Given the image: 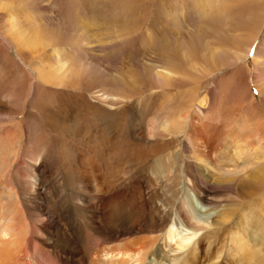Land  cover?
Listing matches in <instances>:
<instances>
[{"label": "rangeland", "instance_id": "374dc122", "mask_svg": "<svg viewBox=\"0 0 264 264\" xmlns=\"http://www.w3.org/2000/svg\"><path fill=\"white\" fill-rule=\"evenodd\" d=\"M184 1L29 0L33 14L47 17L30 27L31 49L17 51L0 38V206L14 200L22 213L16 234L0 226L1 238L12 235L0 247L15 257L5 250L0 260L55 264L57 255L25 246L34 226L36 246L69 238L63 264H88L85 255L93 259L96 253L98 264H127L123 248L136 236L160 239L157 248L165 264L173 253L177 264H264V154L253 157L264 144V16L258 22L256 12L264 0H205L199 11L189 10ZM255 3L260 7L247 15L244 8ZM13 9L0 10V24L15 16ZM255 24L253 49L246 46L240 54L242 85L241 71L230 63L234 58L213 57L222 42L213 45L212 55L208 44L213 28H227L226 38L241 36L244 47ZM59 47L64 48L61 68L51 57ZM164 121L175 131L163 137ZM192 125L195 132L189 133ZM102 143L98 159L82 161L84 172L80 153ZM214 153L236 166L225 167L234 175L230 182L213 180L210 173L220 167ZM92 178L104 191L93 190ZM240 181L260 186L242 187L241 199ZM33 182L35 191L29 188ZM133 185L139 191L135 195ZM6 186H12L8 193ZM188 189L203 199L208 224L172 252L168 247L174 243L161 247L162 236L172 224L180 231L178 207ZM42 217L50 218L36 220ZM106 222L133 226L113 236L104 230ZM241 241L245 246L237 250Z\"/></svg>", "mask_w": 264, "mask_h": 264}, {"label": "bare ground", "instance_id": "6f19581e", "mask_svg": "<svg viewBox=\"0 0 264 264\" xmlns=\"http://www.w3.org/2000/svg\"><path fill=\"white\" fill-rule=\"evenodd\" d=\"M203 1H205V0H185L184 2H187V6H188V9L189 10H191V11H199V4L200 3H203ZM206 1H208V2H210V4H213V3H215L217 0H206ZM28 2H29V0H28ZM98 3V2H97ZM101 3H103L104 4V2H101ZM136 4H137V2H135ZM99 4H100V2H99ZM98 4V5H99ZM186 4V3H185ZM100 6V5H99ZM181 6V5H180ZM49 7V6H48ZM257 7H260V4H257V3H255L254 5H252V7L251 6H248V8H244V10H246V14L248 15L251 11H252V9H254V8H257ZM0 10H1V12H2V9H4L5 8V6H4V4L0 1ZM65 8V7H64ZM182 8V7H181ZM49 9V8H48ZM164 5L161 7V9L160 10H162V11H164ZM33 10V9H32ZM64 10H66V9H64ZM181 10H183V9H181ZM180 11V10H179ZM0 12V13H1ZM26 12H29L30 13V18L27 20L26 18H24V16H22V18H20V19H7L6 20V26H4V25H2V24H0V29L6 34V36L14 43V45H15V47H16V49H17V51H25V50H30L31 49V47H32V45L34 44L33 43V41H32V37L29 35V28L33 25V22L35 21V18H34V14H33V12L31 11V8L30 9H27L26 10ZM187 11L186 10H184V13H186ZM256 12H258V17H259V20H258V22L259 21H261L260 19H262V17L264 16V4H263V7L262 8H260V10H257ZM179 13V12H178ZM257 14V13H256ZM2 15V14H1ZM4 15V14H3ZM50 16V15H49ZM39 17H42V20H46L47 19V17H43V16H39ZM179 17V15H176V18H178ZM2 19H4V18H2ZM246 21H247V18H245L240 24H238L239 26H238V28H237V30L239 31V30H241L242 29V26H244V25H246ZM23 25H25L26 26V28H27V32H28V34H26V35H24V37L22 38V39H20L19 38V30L22 28V26ZM258 24H255V26H254V30L252 31V33H251V36H250V38H249V40H248V42H247V45L245 44L244 45V47H242V43H240L241 42V39H239V38H242L241 36H238V35H235V36H233L232 38H229V36H228V38H226V29H223V30H221V31H218L217 30V28H213L212 29V33L214 34L213 36H212V38H211V42L208 44V45H211V47H209L210 49H208V51L210 52L211 50H214L212 47H213V45L215 44V43H217V42H222V46L221 47H217V48H215L216 50L215 51H212V53H213V57H218L219 58V56L220 55H223V57H220V60H224V58H226V59H231V58H234V61L233 62H230L229 60H226L227 62H230V63H232V64H237V67H238V69L241 71V79H240V81H238L240 84H242V85H246V80L244 79V76H243V74H242V71H243V65L241 64V60H242V55L240 56V54L242 53V51L244 50V48H246V46L248 47V45L250 44V42L252 41V39H253V37L255 36V34L257 33L256 31H257V29H258V26H257ZM225 28V27H224ZM234 30V29H233ZM236 30V29H235ZM236 30V31H237ZM255 31V32H254ZM228 32V31H227ZM225 42V43H224ZM230 49V48H232V51L230 52V53H228V54H222V52L224 51H222V49ZM64 50V48H61V47H59L58 49H55V48H53L52 50H51V57L53 58V60H54V62H55V64H58L59 66H60V68L64 65V61L60 58V54H61V52H59V51H63ZM221 52L220 54L218 53V55H217V53L216 52ZM256 52V51H255ZM211 53V52H210ZM209 53V54H210ZM212 53H211V55H212ZM246 54V53H245ZM213 59V58H212ZM211 59V60H212ZM215 59V58H214ZM214 61V60H213ZM221 62V61H220ZM215 63H216V61H215ZM218 63H219V60H218ZM222 63V62H221ZM220 64V63H219ZM224 64V63H223ZM230 65V64H229ZM254 65H255V67L254 68H257L258 67V65H260V62H259V60H258V55L257 54H255V56H254ZM216 66V65H215ZM222 67H224V66H222ZM229 67V66H228ZM236 67V66H235ZM216 68V67H215ZM234 68V67H233ZM217 69V68H216ZM236 69V68H235ZM229 72V71H228ZM233 72H234V70H233ZM238 72V71H237ZM230 73V72H229ZM239 73V72H238ZM232 74V73H231ZM234 74V73H233ZM232 74V75H233ZM225 75V74H224ZM226 75H227V73H226ZM235 75V74H234ZM237 75H235V77H236ZM239 76V75H238ZM243 76V77H242ZM223 77H225V76H223ZM232 78L233 77H231V80H232ZM239 78V77H238ZM226 79H227V77H226ZM225 79V80H226ZM231 80H229V81H231ZM236 80H237V77H236ZM235 80V81H236ZM219 82V81H218ZM220 83V82H219ZM232 83H234V81H232ZM238 87V86H237ZM233 88V87H232ZM239 89V88H238ZM241 89V92H244L245 90H246V88H244V89H242V88H240ZM232 90V89H231ZM246 92V91H245ZM102 94V96H103V93H101ZM247 95V94H246ZM105 97H107L106 95H105ZM251 100V99H250ZM202 100H200V101H198V104H197V107L200 109V102H201ZM108 102H110V101H108ZM253 107H254V105H253ZM165 122V121H164ZM263 125H261V127H262ZM192 128H189V133H191V130L193 131V132H195L194 131V128H193V125L191 126ZM174 126L173 125H169L168 124V121H166L165 123H161V125H160V129H161V131H163V132H165V135H163V137L164 136H166V132L168 131H171V132H174L175 130H174ZM181 127H179L178 129H180ZM159 129V130H160ZM196 129V128H195ZM213 129V128H212ZM214 130H216V129H214ZM161 131H159V132H161ZM158 132V131H157ZM170 132V133H171ZM216 132V131H215ZM263 132V131H262ZM96 134H99V132L98 133H94V138H96L97 136H96ZM159 134V133H158ZM186 134H188V132L186 133ZM264 134V133H263ZM162 135H160V136H162ZM211 135V134H210ZM232 135V134H231ZM92 137V136H91ZM158 137V136H157ZM190 137V136H189ZM229 137H230V135H229ZM88 139V138H87ZM264 140V139H263ZM87 142L86 143H88L89 141L88 140H86ZM92 141V140H91ZM204 142H206V140L204 141ZM90 143V142H89ZM207 143H210V141H207ZM106 143H102V145L100 144V145H98V144H96L95 145V147L94 148H92V149H90L88 152L86 151L85 153H84V155L82 154V153H80V159H81V164L83 163V167H84V172H87V166H86V164L84 163V162H82L83 160H85V161H89L90 159H92V158H95V159H98V156H97V149H100V150H102V148L104 147V145H105ZM262 145H260L259 147H258V149L255 151V153H254V155L255 156H253L254 157V159H258V156H259V154L261 153L262 155L264 154V144L263 143H261ZM194 146H196V145H194ZM106 148V147H105ZM193 148V147H192ZM89 149V148H88ZM188 150V149H187ZM194 150H195V148H194ZM193 150V151H194ZM123 151V150H122ZM190 151H191V149H190ZM109 152H111V153H113L112 152V150L111 151H109ZM108 152V153H109ZM120 152V151H119ZM186 152V151H185ZM192 152V151H191ZM188 153H189V151H188ZM107 154V153H106ZM149 154V153H148ZM147 154V155H148ZM84 156V157H81V156ZM214 156H215V160L217 161V165L218 166H220L219 168H217L214 172H212V173H210V174H213L212 175V178H213V180H215V182L218 184L219 182H223V183H225V182H230V180H232V176H234V175H232V173L231 172H229L228 170H226V169H228V168H225V167H229V165H231V163L232 162H230V158L229 159H227L226 157H224L223 155H220V154H217V153H214ZM100 157V156H99ZM103 157V156H102ZM110 157V156H109ZM108 157V158H109ZM136 157L137 158H141V154H140V152L137 150L136 151ZM192 158V157H191ZM263 158V157H262ZM110 159V158H109ZM252 159V158H251ZM245 160V159H244ZM4 161V160H3ZM97 162V161H96ZM99 162V161H98ZM229 162H230V164H229ZM88 163V162H87ZM245 163V162H244ZM99 164L101 165V162H99ZM97 165V164H96ZM234 165V164H233ZM233 165H231V166H233ZM91 166V165H90ZM194 166V165H193ZM203 166V165H202ZM235 166V165H234ZM83 167H81V168H83ZM94 167V166H93ZM108 167V166H107ZM190 167V166H189ZM236 167V166H235ZM259 167V166H258ZM92 169V168H91ZM97 169V168H96ZM90 170V169H89ZM100 170H101V168H100ZM99 170V171H100ZM91 171V170H90ZM90 171H88V172H90ZM194 171H195V173L197 174V175H201L202 173H201V168L198 166V165H195L194 166ZM233 172H235L234 170H232ZM104 173V172H103ZM106 173V172H105ZM92 174V173H91ZM108 174V173H107ZM10 176V175H9ZM8 176V177H9ZM91 176V175H90ZM99 178H100V176H98ZM101 177H102V175H101ZM33 178V174L31 173V179ZM251 180V179H250ZM253 180H255V179H253ZM9 181H10V179H9ZM24 181L26 182V179H24ZM24 181H22L23 182V185L24 184H26ZM27 181H29V180H27ZM11 182V181H10ZM89 183H90V186H92L93 187V190H95V191H104L103 190V187H102V185L101 184H99L98 182H96L95 181V179H90L89 180ZM102 183V182H101ZM108 183V182H107ZM29 184V183H28ZM34 184V182L33 183H31L30 184V189L33 187V186H35V185H33ZM105 184V183H104ZM110 184V183H109ZM9 185V184H8ZM11 185V184H10ZM106 185V184H105ZM13 186V185H12ZM12 186H6L7 188H6V192L8 193L9 191H10V187L12 188ZM25 187H26V185H24ZM104 186V185H103ZM114 186V185H113ZM260 185H259V183H257V182H249V183H242L241 181L239 182V185H238V189H237V196L239 197V198H241L242 199V187H246V188H248V189H252V188H257V187H259ZM136 186L135 185H133V195H135L136 193H138L139 191H137V189L135 188ZM28 189V188H27ZM29 189V190H30ZM34 189V187L32 188V190ZM261 189V188H260ZM33 191H35V190H33ZM194 192V191H193ZM192 191L190 192L189 191V189H188V192L185 194V196H184V199L182 200V201H180V204H179V207H178V213H177V221H176V223L177 224H179L180 225V227H179V229H180V231H185V232H187V233H182V232H180V231H178L176 228H174V226H173V224L172 225H169L168 227H167V229L165 230V232L163 233V236H162V238H163V243H161V247H164L165 245H166V243H167V245L170 243H174V248L172 247V249L170 248V247H168V249H170L172 252H175L176 250H178V249H180V248H182L185 244H187L186 242L187 241H189V239H191V237L193 236V235H195V233L198 231V230H200V229H205L207 226V222H205V220H207V219H205V220H203L204 218H207V217H209V216H207V215H209L208 213H204L203 215H202V211H206V209H205V205L202 203L203 202V199L202 198H200L199 196H198V194H195V192L193 193ZM241 192V193H240ZM105 192H103L102 193V196H103V194H104ZM107 194V193H106ZM142 196L143 195H141V198H142ZM110 197V196H109ZM139 197H140V194H139ZM111 198V197H110ZM112 199H114V198H112ZM105 200H106V198H105ZM115 200H116V198H115ZM135 200V199H134ZM110 201V200H109ZM18 202V201H17ZM114 202V201H113ZM119 202V201H118ZM104 203H106L105 201H104ZM111 205V204H110ZM114 205V204H113ZM112 205V206H113ZM122 205V204H121ZM19 206V204L17 205L16 204V202L14 201V200H12L11 201V203L10 204H5L4 206H0V226H2V229H3V227L6 229V228H8V229H11V230H14L15 229V232H13L14 234H16L17 232H18V229H19V227L21 226V223H20V218L22 217V213H21V211H20V208L18 207ZM103 206V205H102ZM101 206V207H102ZM111 206V207H112ZM107 207V206H106ZM193 208L191 211H190V208ZM105 208V207H104ZM204 208V209H203ZM101 209V208H100ZM115 208H113V210H114ZM115 211V210H114ZM127 211V210H126ZM189 212V213H188ZM201 212V213H200ZM207 212V211H206ZM9 213H11V216H8V214ZM135 214V213H134ZM138 215V214H137ZM154 215V214H153ZM167 215V214H166ZM37 217H40L39 215H36ZM110 216H112V215H110ZM128 216V215H127ZM140 216H141V214H140ZM163 216V215H162ZM46 217H47V215H46ZM44 218V217H42V218H37L36 220L38 221V222H44V220H47L48 218H50V217H48V218ZM130 217V216H129ZM134 217V216H133ZM133 217H132V219H133ZM139 217V216H138ZM128 218V217H127ZM135 218V217H134ZM35 220V221H36ZM50 220V219H49ZM133 220H135V219H133ZM132 220V221H133ZM129 221V220H128ZM157 222V221H156ZM126 223V222H125ZM139 223V222H138ZM206 224V225H205ZM115 224H112V223H110V222H106V224L104 225V230L106 231V232H109L111 235H119L120 233H122L123 232V230H125L128 226L130 227H132L133 226V222L131 223V224H127L128 226L127 227H125L124 225H122V224H118V225H115ZM134 225H135V223H134ZM221 225V224H220ZM223 225V224H222ZM100 226V225H99ZM136 226H137V224H136ZM22 227H23V225H22ZM101 227V226H100ZM135 228V227H134ZM131 229V228H130ZM138 229V228H137ZM136 229V230H137ZM127 230H129V228L127 229ZM161 230L162 231H164L162 228H161ZM160 230V231H161ZM158 231V230H157ZM30 232V231H29ZM34 232H35V229H34V226H32L31 227V234H29V237H26V239H25V241H24V244H25V246L27 247V248H31V249H33V250H35V251H40V252H42V253H45V254H54V255H57L58 257L56 258V259H54V261L56 260V263L55 264H63L62 263V255L65 253V246L69 249V246H67L68 245V242H69V238H67V239H65L63 236H61V239H59V244H53V242L51 243V244H48V243H44V244H40L39 246H36V245H34V242H33V234H34ZM132 232H135V231H132ZM3 235L5 234V232H3L2 233ZM129 234V233H128ZM61 235V234H60ZM60 235H58V236H60ZM139 235V234H138ZM5 236V238L3 239V238H1V235H0V242H2V241H4V243H8V241H7V238H8V236H9V238L8 239H10V237L12 236L11 234H9L8 232L4 235ZM46 238L48 239V235H47V233H46ZM66 237V236H65ZM68 237V236H67ZM146 237V236H145ZM138 238L137 236H136V238H135V240H132L131 241V238H130V243L129 244H125V247L123 248V249H125L126 251L123 253V256H126L127 258H129V261H127L126 263L127 264H165V262L163 263L162 262V260L161 259H163L162 257H159V255H160V253L162 252V249H158L157 248V240H160V239H157L156 240V238H151V237H146V238ZM237 237V235L236 236H234V240H235V238ZM133 239H134V237H133ZM159 242V241H158ZM57 243V242H56ZM245 242L243 241H241V242H239L238 243V247H237V250H240V248L242 247V248H244V246H245V244H244ZM49 246V248H47V249H45L44 248V246ZM154 245H156V246H154ZM163 245V246H162ZM114 247V246H113ZM70 248H71V246H70ZM116 248V247H115ZM104 249H107V248H104ZM111 249V248H110ZM122 249V250H123ZM167 249V248H166ZM6 250V251H5ZM113 250H114V248H113ZM160 250H161V252H160ZM3 251V253H5V252H7V253H5L6 255H8V252H9V254L10 255H12V258L13 259H15V257H14V255H13V253L10 251V250H8L7 248H5V247H3V249H2V247H0V254H2L1 252ZM5 251V252H4ZM102 251V253H103V255H108L109 254V252H107V250H104V252H103V250H101ZM111 251V250H110ZM115 251V250H114ZM166 251V250H165ZM171 251H170V254H171ZM117 253V252H116ZM125 253H127V254H125ZM145 253H149L148 255H146ZM101 254V253H100ZM169 253L167 254V252H166V254H164V255H170ZM188 254H190V253H188ZM3 255V254H2ZM1 255V256H2ZM98 253H96V255H95V258H93V259H91L92 257H87L86 255H85V257H86V259L88 260V258H89V260H88V264H98L99 263V261H98ZM119 255V254H118ZM143 255H146V257H143ZM173 255V256H172ZM121 256H122V254H121ZM120 256V257H121ZM171 256H172V258H171ZM171 256L169 257L170 258V261H168L167 263L168 264H177L176 262H177V260H178V258L176 257V253L174 254H171ZM7 257V256H6ZM17 257V256H16ZM56 257V256H55ZM68 257V256H67ZM167 257V256H166ZM116 258H118V257H116ZM186 258V260H187V257H185ZM192 258H193V256H192ZM64 259V258H63ZM161 260L160 262H157V261H155V260ZM181 259V258H180ZM179 259V260H180ZM52 260V259H51ZM86 260V261H87ZM121 260H122V258H121ZM166 260H167V258H166ZM183 259H181V261H182ZM191 260V259H190ZM193 261V260H192ZM11 262V263H10ZM65 262V261H64ZM169 262H171V263H169ZM13 262L11 261V260H8L7 258H2L1 260H0V264H12ZM193 263V262H192ZM180 264V263H179ZM181 264H185L184 262L183 263H181ZM186 264H189L188 262L186 263Z\"/></svg>", "mask_w": 264, "mask_h": 264}, {"label": "crops", "instance_id": "0c3cea01", "mask_svg": "<svg viewBox=\"0 0 264 264\" xmlns=\"http://www.w3.org/2000/svg\"><path fill=\"white\" fill-rule=\"evenodd\" d=\"M3 4H4V6H5V8H9L10 10H11V6H13L14 7V12H15V16L14 17H12V18H10V17H8V19L10 20V19H20V18H22V16H24V18H26L27 20L30 18V13L29 12H26V10L27 9H30V7H29V2H28V0H0ZM34 2V1H33ZM217 2V1H216ZM4 8V9H5ZM37 14V13H36ZM36 14H34V18H35V21L33 22V25L34 24H36V23H41V20H42V17H39V16H37ZM30 29V28H29ZM18 34H23V35H26V34H28V32H27V28H26V26L25 25H23L22 26V28L19 30V33ZM31 33H30V30H29V35H30ZM5 37L4 38V43L5 42H7V43H9L13 48H16L15 47V45H14V43L10 40V39H7V36H6V34L4 33V32H2V33H0V38L1 37ZM255 37V36H254ZM253 37V38H254ZM252 41H253V39H252ZM242 43V42H241ZM253 44V43H252ZM250 45H251V42H250V44L248 45V47L247 48H249L250 47ZM251 49H253V48H249V50H251ZM17 50V49H16ZM255 50V49H254ZM247 53V52H246ZM245 55L246 54H244L243 56H244V58H245ZM252 61L254 62V54L252 55ZM243 59V58H242ZM241 64H242V60H241ZM243 65V64H242Z\"/></svg>", "mask_w": 264, "mask_h": 264}]
</instances>
